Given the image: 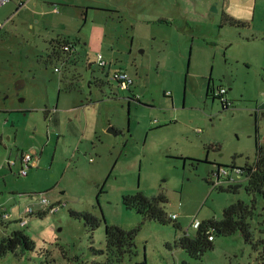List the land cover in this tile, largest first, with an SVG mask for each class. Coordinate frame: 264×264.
<instances>
[{
  "label": "rangeland",
  "instance_id": "374dc122",
  "mask_svg": "<svg viewBox=\"0 0 264 264\" xmlns=\"http://www.w3.org/2000/svg\"><path fill=\"white\" fill-rule=\"evenodd\" d=\"M118 71L133 78L129 90L118 88ZM257 144L264 146V0L0 5V239L24 231L34 243L0 264H264V200L245 191L244 179L227 192L213 177L219 165H253ZM26 154L33 161L24 175ZM137 193L163 195L179 229L128 209L124 198ZM240 201L253 208L258 250L241 233L216 235L198 258L176 246L195 237V218L221 221ZM71 212L100 226L91 231ZM107 227L139 231L132 246L109 249Z\"/></svg>",
  "mask_w": 264,
  "mask_h": 264
},
{
  "label": "trees",
  "instance_id": "16d2710c",
  "mask_svg": "<svg viewBox=\"0 0 264 264\" xmlns=\"http://www.w3.org/2000/svg\"><path fill=\"white\" fill-rule=\"evenodd\" d=\"M231 25H240L239 22L230 19ZM63 46L71 45L68 41H62ZM66 53L65 51H63ZM56 55V53H55ZM257 159L253 165H247L241 168L243 179L246 181L245 191L255 197L259 196L264 200V146L257 144ZM218 167H223L219 165ZM225 167V166H224ZM241 185H229L227 192H237L241 189ZM167 203V199L160 195L155 198H148L142 193L134 196H126L124 204L128 209L136 210L143 216L145 220L156 221L164 225L172 224L175 228L179 226L175 221L168 217L163 208V204ZM49 213L48 210L38 212L37 215L42 217ZM73 217L83 218L85 224L91 231H95L100 226L99 219L88 213H74ZM253 208L243 202H237L223 211L221 221L209 220L202 222L197 230L195 237L191 238L187 235L179 238L176 246L185 250L190 256L198 258L209 250L214 248V241H210V236L215 239L216 235L233 236L241 233L247 244H250L255 250H258L262 243H253L250 232L249 219L252 218ZM139 228L126 231L119 227L106 228L107 247L112 249L117 247L122 249L125 246H132ZM34 250V243L24 231H15L11 236L0 239V259L8 254L18 255ZM264 261V255H262Z\"/></svg>",
  "mask_w": 264,
  "mask_h": 264
},
{
  "label": "built area",
  "instance_id": "2783aa9c",
  "mask_svg": "<svg viewBox=\"0 0 264 264\" xmlns=\"http://www.w3.org/2000/svg\"><path fill=\"white\" fill-rule=\"evenodd\" d=\"M11 0H0V5L6 4L8 2H10ZM56 11V10H55ZM72 47V45H66L62 48L63 51L65 52H73V49L71 50L70 48ZM99 60V66L101 68H105L106 67V63L103 61V57L100 55L98 57ZM56 72H59V69L56 68L55 69ZM113 79L115 80V82L118 85V88L122 91H126L129 90L131 85L134 84V80L133 78L125 71H118L114 74ZM226 92L225 90H221L220 93L218 94V97L222 98V101H226L225 100V95ZM22 166H23V170L22 173L24 175H26V170L25 168H31L32 166V161H33V155L31 154H26V155H22ZM213 177L217 179L218 183H224L227 182L229 185H234L235 183L240 182L243 179V172L241 171L240 168H237L236 166H231V167H217V169L213 172ZM65 205L61 204L60 206H50L49 209H47L49 211V213L55 214L60 210V207H63ZM33 214V212H26L25 214V219H22L19 223L22 227H25L28 224V217L31 216ZM170 218L173 221L177 220V215H172L170 216ZM202 222L200 220H198L197 218H195L192 221L191 224V228L198 230L201 226ZM210 241H214V237L210 236Z\"/></svg>",
  "mask_w": 264,
  "mask_h": 264
},
{
  "label": "water",
  "instance_id": "95a60500",
  "mask_svg": "<svg viewBox=\"0 0 264 264\" xmlns=\"http://www.w3.org/2000/svg\"><path fill=\"white\" fill-rule=\"evenodd\" d=\"M23 87H24V82L19 81V82L16 83V88H15V90L17 91V93H19L20 90H21ZM108 132H109L110 134L114 135V136H117V135L119 134V133H118L113 127H111V128L108 130Z\"/></svg>",
  "mask_w": 264,
  "mask_h": 264
},
{
  "label": "flooded vegetation",
  "instance_id": "af4514ba",
  "mask_svg": "<svg viewBox=\"0 0 264 264\" xmlns=\"http://www.w3.org/2000/svg\"><path fill=\"white\" fill-rule=\"evenodd\" d=\"M73 53V52H72ZM220 98V97H219ZM221 99V101H222V98H220ZM223 102V101H222Z\"/></svg>",
  "mask_w": 264,
  "mask_h": 264
}]
</instances>
